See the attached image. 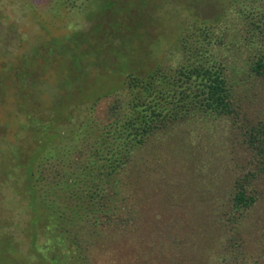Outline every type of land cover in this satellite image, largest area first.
<instances>
[{
    "label": "trees",
    "instance_id": "16d2710c",
    "mask_svg": "<svg viewBox=\"0 0 264 264\" xmlns=\"http://www.w3.org/2000/svg\"><path fill=\"white\" fill-rule=\"evenodd\" d=\"M44 1L102 19L0 67L11 223L53 264H264V0Z\"/></svg>",
    "mask_w": 264,
    "mask_h": 264
},
{
    "label": "rangeland",
    "instance_id": "374dc122",
    "mask_svg": "<svg viewBox=\"0 0 264 264\" xmlns=\"http://www.w3.org/2000/svg\"><path fill=\"white\" fill-rule=\"evenodd\" d=\"M131 1L140 5L139 0ZM145 1L152 2L153 0ZM151 8L149 11L152 16L160 14L163 18L152 20L154 25L165 24L167 26L168 24L167 27L164 26L167 35L166 47L169 49L168 53L172 54L166 60H169V63H175L179 56L178 53H173V49L176 48L174 40L178 33V28L174 23L176 21L175 19H168L170 22L167 20L170 13L163 12L164 10L158 13ZM165 8L167 7L165 6ZM55 9L53 3L44 0H0V67H11L12 63L18 64L32 53L40 61V56H37L36 51L47 41L54 37L71 35L77 30H88L96 22V19H102L98 14L94 13L93 16L92 13L96 11L95 6H91L88 11L79 8L69 9L61 5L58 6V11ZM170 50L172 51L170 52ZM65 66L61 62L53 67ZM28 67L37 66L30 65ZM6 97L11 99L10 94H7ZM107 100L108 98L103 99L99 104L100 111L104 110ZM12 110L10 104L6 106L0 103V123H4ZM211 125H199L196 133L187 140L197 142L200 134L213 133L212 137H217H214V141L217 142L220 125ZM8 190L0 191V220L5 222L0 223V264H53L47 259L51 255L41 254L35 247L36 238L31 235L32 228L29 223H11L13 215L22 212L23 207L21 204H17V206L14 204L7 194ZM26 216L22 212L21 217ZM38 241H42V239L39 238ZM9 247H14L15 250L10 251Z\"/></svg>",
    "mask_w": 264,
    "mask_h": 264
}]
</instances>
